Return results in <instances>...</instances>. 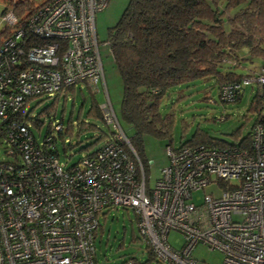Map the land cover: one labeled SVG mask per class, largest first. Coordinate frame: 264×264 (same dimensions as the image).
Masks as SVG:
<instances>
[{
    "label": "built area",
    "instance_id": "obj_1",
    "mask_svg": "<svg viewBox=\"0 0 264 264\" xmlns=\"http://www.w3.org/2000/svg\"><path fill=\"white\" fill-rule=\"evenodd\" d=\"M108 0H44L25 26L8 9L11 27L0 42V264H101L94 236L104 210L129 207L137 229L165 264H195L201 243L222 253L220 264H264V123L251 126L250 147L166 145L168 163L149 186L147 169L120 125L107 94L94 16ZM264 86L255 74L219 88L221 102L240 97L241 83ZM85 83L105 93L99 105L112 136L92 155L62 168L52 126L39 145L24 117L31 96ZM264 113V111H262ZM212 186L200 203L192 192ZM170 230L180 247L167 241ZM127 264H133L128 260Z\"/></svg>",
    "mask_w": 264,
    "mask_h": 264
},
{
    "label": "trees",
    "instance_id": "obj_2",
    "mask_svg": "<svg viewBox=\"0 0 264 264\" xmlns=\"http://www.w3.org/2000/svg\"><path fill=\"white\" fill-rule=\"evenodd\" d=\"M3 2L5 5L1 15L12 9L23 27L25 19L37 5L32 0ZM4 24L0 31V42L11 29ZM107 39L122 80L121 117L134 128L130 143L147 169L142 135L151 134L159 138L166 136L172 140V117L169 114L162 115L160 111L161 101L171 86L196 78H209L217 85L219 94L222 84L238 82L250 73L234 69L240 66L241 59H247L246 56L256 57L260 66L264 65V0H129L116 24L108 29ZM75 87L72 85L56 94L74 92ZM91 93L93 97L88 114L105 122L93 95L94 91L91 90ZM34 97L24 101V113L27 102ZM52 110L53 105L45 111ZM251 110L255 112L253 123L256 120L264 123V86L259 87L253 96ZM24 117L28 119L27 114ZM33 124L38 126L39 123L34 120ZM60 125L61 129L52 138L54 153H57V139L63 141V134L70 128L68 125L66 128ZM107 126L109 131L105 134L101 131L95 142L101 138H105V141L110 139L113 129L109 124ZM91 127L84 123L79 125V130ZM250 134L251 129L237 144H228L195 131L191 139L182 144L218 147L238 145L249 148ZM96 150L86 155H92ZM134 214L137 225V215ZM144 242L149 260L156 258L149 244ZM128 260H133V264H143L135 257H129L125 262Z\"/></svg>",
    "mask_w": 264,
    "mask_h": 264
},
{
    "label": "rangeland",
    "instance_id": "obj_3",
    "mask_svg": "<svg viewBox=\"0 0 264 264\" xmlns=\"http://www.w3.org/2000/svg\"><path fill=\"white\" fill-rule=\"evenodd\" d=\"M17 1V0H16ZM39 4L44 0H32ZM129 0H108L106 6L96 11L94 16L95 31L98 40L108 38V29L113 27L119 19ZM0 0V15L4 8ZM1 17V16H0ZM5 24L0 21V31ZM100 54L103 63L107 94L121 127L131 138L134 128L124 122L121 117L120 105L122 96V80L107 46L100 45ZM240 60V66L234 67L237 72L256 74L260 61L256 57L246 56ZM96 87L94 97L98 104L105 101V93L101 84ZM259 85L241 83L240 97L234 102H220L218 87L212 79L196 78L191 81L173 85L166 92L160 104L162 115H171L170 136L157 137L151 134L142 135L143 155L146 159L147 178L149 186H153L160 175V169L168 163L166 145L179 146L191 139L195 131L203 132L211 137L223 140L228 144H237L245 137L255 119V112L251 110V101ZM92 93L85 83H77L74 92L57 95L50 93L38 95L27 102L26 120L37 143L42 144L43 138L51 127L57 123L68 125L70 128L63 134V141L58 138L56 152L58 162L62 168H68L90 151L100 147L105 138L95 142V138L102 131H109V126L100 118L88 114L91 107ZM53 105L52 112L45 111ZM38 121V126L33 121ZM84 123L92 127L88 130H79ZM198 129V130H197ZM56 135V133L54 132ZM4 153V144L0 138V160H7ZM212 186L192 192V201L200 203L205 193L211 192ZM105 217L99 216L100 229L94 236L95 256L101 264H127L129 257H135L143 264H165L158 258L149 260L145 242L141 239L135 222V214L129 207L118 206L104 210ZM167 241L173 247H180L183 239L180 233L170 230ZM195 264H220L222 253L217 249H208L198 243L192 250Z\"/></svg>",
    "mask_w": 264,
    "mask_h": 264
},
{
    "label": "crops",
    "instance_id": "obj_4",
    "mask_svg": "<svg viewBox=\"0 0 264 264\" xmlns=\"http://www.w3.org/2000/svg\"><path fill=\"white\" fill-rule=\"evenodd\" d=\"M253 124V123H252Z\"/></svg>",
    "mask_w": 264,
    "mask_h": 264
}]
</instances>
